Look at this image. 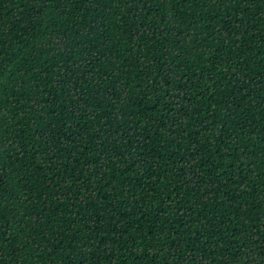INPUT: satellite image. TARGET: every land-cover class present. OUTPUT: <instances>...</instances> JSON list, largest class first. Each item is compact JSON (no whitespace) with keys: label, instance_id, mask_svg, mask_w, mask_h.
<instances>
[{"label":"trees","instance_id":"obj_1","mask_svg":"<svg viewBox=\"0 0 264 264\" xmlns=\"http://www.w3.org/2000/svg\"><path fill=\"white\" fill-rule=\"evenodd\" d=\"M0 264H264V0H0Z\"/></svg>","mask_w":264,"mask_h":264}]
</instances>
